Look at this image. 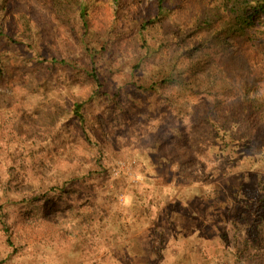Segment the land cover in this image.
<instances>
[{
  "label": "rangeland",
  "instance_id": "374dc122",
  "mask_svg": "<svg viewBox=\"0 0 264 264\" xmlns=\"http://www.w3.org/2000/svg\"><path fill=\"white\" fill-rule=\"evenodd\" d=\"M30 1L9 5L20 24L6 27L26 30L32 16L33 37L12 43L0 35V264L264 259V221L247 245V230L236 225L257 198L243 199L240 176L252 174L264 193V134L224 139L206 118L248 85L236 77L242 61L223 63L228 53L214 42L191 53L205 67L193 82L191 59L180 61L199 36L221 31L249 64L264 112V14L246 32L234 20L245 11L251 17L264 0H165L161 10L157 0H96L87 31L71 20V7L65 14L53 10L56 0ZM225 5L237 13L224 15ZM193 13L214 27L196 32ZM144 19L152 22L146 35ZM184 30L193 38L180 45ZM75 103L86 105L84 122Z\"/></svg>",
  "mask_w": 264,
  "mask_h": 264
},
{
  "label": "trees",
  "instance_id": "16d2710c",
  "mask_svg": "<svg viewBox=\"0 0 264 264\" xmlns=\"http://www.w3.org/2000/svg\"><path fill=\"white\" fill-rule=\"evenodd\" d=\"M56 6L54 7V11H57L59 13H65L67 10V7H71L72 8V12H70V18L71 20H78L79 22L82 24L83 29L85 31H87V29L89 28L90 25V7L93 6H98V3H96V0H79V3L75 2V0H56ZM192 1V0H189ZM233 1V0H231ZM28 2L30 3V0H0V35H7L6 37H8V39L12 42L15 43L16 39L18 38H22L23 41L27 40V39H31L33 37V33H31V28L27 27L33 24V22L35 21L32 16H28L27 18V22H26V30L23 31H16L15 29L10 30L9 32H7V23H9V25H12L13 27H15V25H19L20 24V18L19 15L21 12H11L10 11V6H12L15 9H18L19 5L22 7L23 5H27ZM165 2V0H157V5L159 7V9L161 10L163 7V3ZM193 2V1H192ZM119 4V2L117 0H115V4ZM242 4V0H237L236 5H241ZM10 5V6H9ZM235 6H230V5H225L223 8L226 9L224 13V15L228 14H233V13H237V9L234 10L233 8H235ZM121 8V7H120ZM117 10V8H116ZM114 10V11H116ZM195 11V9H194ZM193 11V12H194ZM119 13V11H117ZM115 13L116 15H114V19H119L121 16L118 15V13ZM67 13V12H66ZM65 13V14H66ZM259 13H263L264 14V5L261 6L260 8H253V15L251 17L248 16L247 11L243 12L242 14H236V19L235 23L237 21V27L241 30V31H247L248 28H253V22L256 18H259L258 14ZM194 15V13H193ZM199 15H194L195 20H196V26L195 30L196 32H201L204 30H210L208 27H214L211 26L212 24L210 23V21L207 20H203L199 22ZM11 16H15V19L13 21L9 20ZM18 16V17H17ZM197 17V18H196ZM8 20V22L6 21ZM233 20V21H234ZM144 24H143V28H142V33L143 35H146V32H148V28L151 26V23L148 20L144 19ZM232 21V22H233ZM256 21V20H255ZM77 22V21H76ZM115 22V21H114ZM231 23L227 26H225L226 30L224 31V33H227V29L229 30V28L231 29L232 27ZM198 30V31H197ZM205 32V31H204ZM203 32V33H204ZM188 32L184 30L183 34H180V39H179V44H185L189 39H192V35L193 34H187ZM221 31L216 35L213 33H206V35L204 34V36H199V39H195L194 43L195 46H192V44L190 45V47L192 46V48L194 49V51H192L190 49V47H187L185 49H183L184 54L180 57V61H184L186 59H191V63H189V67L191 69V77L194 76V78H192L191 80L189 79V81H192L194 79H198L199 76H195V75H200V71L199 68L205 70V67L199 66V64H197V62H193V55H196L198 53H200L202 50H206L208 48H210L211 44H215L214 42H216L217 46H220L222 48V51L224 53H228V55H230L228 57V55H224V60L223 63L229 65L231 64H236L237 65V59H239V61H242V67L241 69H239V72H237L236 77L238 75V73L242 74L243 76H245L248 85L243 87L240 92H238V94L231 99L230 102H228L227 104H225L226 106H222V107H212L210 110V115L214 114V110L215 109H219V111H221L220 113L218 112L217 115H221L220 117H216L217 119H213L210 115L207 118V121L213 126V130H215L219 135H223V138L225 139V137L230 138L231 135H234L236 133V136L242 141V136L243 134L247 133V132H251V134L253 135L254 139H260L261 136L264 134V122H259V120H261V118H264V112L260 111V107L263 106V104L261 105V101L258 99L257 97L254 95V93L250 90L251 86L255 84V82L249 83V78L248 75H251L248 72V67L249 64L247 63V61L243 58H237L239 53V50H235V52L231 51L232 48L234 46H231L230 43L225 42L224 39H221ZM223 33V34H224ZM244 33V32H243ZM222 34V35H223ZM83 35V34H82ZM217 38V39H216ZM221 39V40H220ZM199 41V46H196V42ZM146 43V42H145ZM143 44L146 47V44ZM220 48V49H221ZM234 50V48H233ZM231 51V52H230ZM192 53V54H191ZM228 57V58H227ZM198 61H199V56H198ZM199 66V68H198ZM214 66V63H213ZM212 66V67H213ZM234 71L236 72V70L234 69ZM209 72H205L203 78H201V82L203 84V86L206 85V83L209 82ZM96 84L98 85V87H101V82L99 80V77L96 73H93V75L91 76ZM162 83L164 84V86H168V84L166 83V81H162ZM98 91L95 93V96L98 95L97 94ZM257 93V92H255ZM0 98H1V94H0ZM4 104L6 103H2V101L0 100V105H3L2 108L5 109ZM7 106V105H6ZM85 104L84 103H75L73 110L75 115L79 118V120L81 122L85 121ZM217 127V129H216ZM214 131V132H215ZM219 135H217L216 137H218ZM244 137V136H243ZM250 138V137H249ZM253 142V141H252ZM251 148L253 149V144L251 143ZM231 147V145H230ZM235 148V147H234ZM241 149H245V146L243 144H240L238 146L237 149V153H239V151H241ZM258 153H261V151H257ZM243 153V152H241ZM240 153V155H241ZM259 160H256L255 163H259ZM244 163V162H243ZM246 164H253L252 162H246ZM254 166V164H253ZM252 174L249 175V177H246V175L244 176H240L241 177V184L245 187H247L246 191L244 192V198L243 199H248L250 196H256L257 198L255 199L253 204H250L251 208L250 211L252 210V212H249V214L245 213V214H240L239 216H237L240 219H237L238 224V230L239 232L241 231V229L244 227V229L247 230V236H246V245L248 243H251L256 237H257V230L256 228H258V226H260L263 221H264V193L261 192V196L260 194V188H261V183L258 181L256 184L255 182H253V177L251 176ZM248 178V179H247ZM250 179V182H246ZM257 181V180H256ZM259 188V190H257ZM239 191L238 189L234 188V194H235V198H237L239 196ZM259 191V192H258ZM247 201V200H246ZM244 200V204L246 202ZM243 204V202H242ZM256 205V207H255ZM249 209V208H248ZM255 211V212H254ZM254 212V213H253ZM2 225L4 227V229H6V225L4 224V222H2ZM253 236V237H252ZM252 237V238H251ZM255 237V238H254ZM10 243V240H9ZM254 264H264V259L260 260V261H255Z\"/></svg>",
  "mask_w": 264,
  "mask_h": 264
}]
</instances>
